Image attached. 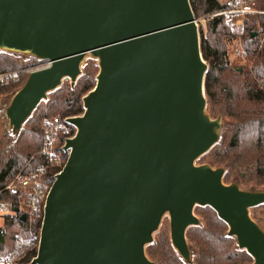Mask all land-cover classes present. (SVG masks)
<instances>
[{
  "label": "water",
  "instance_id": "1",
  "mask_svg": "<svg viewBox=\"0 0 264 264\" xmlns=\"http://www.w3.org/2000/svg\"><path fill=\"white\" fill-rule=\"evenodd\" d=\"M0 51L47 62L4 110L14 139L64 79L74 87L87 54L99 68L83 113L69 120L76 135L30 264H155L145 249L165 214L188 263L195 207L211 208L237 249L264 264V230L249 214L264 191L226 185L223 168L196 165L222 123L206 113L208 66L189 0H0Z\"/></svg>",
  "mask_w": 264,
  "mask_h": 264
},
{
  "label": "trees",
  "instance_id": "2",
  "mask_svg": "<svg viewBox=\"0 0 264 264\" xmlns=\"http://www.w3.org/2000/svg\"><path fill=\"white\" fill-rule=\"evenodd\" d=\"M189 2L195 19L207 18V37L201 34L200 50L208 66L204 90L209 113L212 119L224 117L228 122L226 142L216 144L198 160L205 161L212 168H223V183L226 185L264 186V40L262 44L260 41L264 36V14L247 15L241 22L234 23L236 21L232 20L228 24L226 16L211 17L225 11L227 1ZM254 7L264 11V0H258ZM226 38L240 41L244 48L242 53L253 60L249 68L221 67L226 52L223 41ZM18 67V61L11 54L0 52V74L15 73ZM95 73L90 72L79 78L73 88L69 84L65 89L59 88L49 93L46 106H37L32 117L25 122L26 128L20 131L16 139H3L0 136V190L30 158L33 157L29 164L31 167L41 163L36 153L42 140L43 118L56 115L77 117L83 113L82 98L94 88L98 72ZM24 81L25 76L15 74L7 82H0V97L13 95ZM11 201L15 202V197H11ZM194 214L202 219L201 226L191 227L186 232L187 243L194 250V264L250 263L251 257L237 249L234 238L227 236L226 224L211 208H196ZM23 226L17 216L7 219L6 233L0 239L2 252L13 249L14 239ZM39 228L40 225L37 226V233ZM145 253L155 264L190 263L179 257L166 232L158 234L155 241L146 247ZM36 254V250L28 253L18 264H30Z\"/></svg>",
  "mask_w": 264,
  "mask_h": 264
},
{
  "label": "built area",
  "instance_id": "3",
  "mask_svg": "<svg viewBox=\"0 0 264 264\" xmlns=\"http://www.w3.org/2000/svg\"><path fill=\"white\" fill-rule=\"evenodd\" d=\"M226 1L227 9L211 17L226 16L231 20L243 19L247 15L264 14V11L254 7L258 0ZM232 55L235 59L249 62L244 53L235 51ZM229 65L230 60L224 55L221 67ZM13 76L15 73L0 74V82H7ZM71 118L74 117L56 115L42 119V140L36 153L41 163L31 167L29 164L33 157L30 158L0 190V239L6 233L7 219L12 216L24 217V221H21L24 224L23 229L14 239L13 249L2 252L0 242V264H18L28 253L34 250L37 252L46 199L51 185L67 161L69 150L65 147L76 135V128L69 121ZM11 197H15V202L11 201ZM38 225H40L39 233L36 231Z\"/></svg>",
  "mask_w": 264,
  "mask_h": 264
},
{
  "label": "rangeland",
  "instance_id": "4",
  "mask_svg": "<svg viewBox=\"0 0 264 264\" xmlns=\"http://www.w3.org/2000/svg\"><path fill=\"white\" fill-rule=\"evenodd\" d=\"M219 1V0H218ZM223 3H225L226 0H221ZM227 19V23L231 24L233 21H236L234 23H238L241 22L242 19ZM206 20L207 18H198L196 19V23L198 26V30H199V37H201V34L205 37H207V27H206ZM233 20V21H232ZM238 21V22H237ZM264 40V36L261 38V44L263 43ZM239 40L236 39H229L226 38L223 41L224 47H225V56L228 57V59L230 60V65L228 67H222V68H232L235 66H248V68L250 67L251 63L253 60H250L248 57V61L249 62H243L239 59H235V57L232 55L235 51H239L240 53L243 52V47L241 46V44L239 43ZM3 52V51H0ZM13 56V58L15 60L18 61L19 63V67L16 69L15 74H19L22 76H25V79L27 77V75L31 72V70H39V69H43L45 67H47V62L46 61H41V60H37L34 59L28 55L25 54H14V53H9ZM223 55V56H224ZM247 55V54H245ZM97 68V69H95ZM80 70H81V75L79 78L84 77L87 73L92 72L93 75L98 72V61L93 58L90 54H87L82 63L80 64ZM78 78V79H79ZM77 82V81H76ZM70 82L68 79H64L60 85V88L65 89L66 86H69ZM59 89V88H58ZM12 94L9 95H5V96H1L0 97V114H1V128H0V136L3 139H14V135L12 132V129L10 128L7 119L5 118V114H4V110L7 108V106L9 105L11 98H12ZM50 94L47 95V99L42 101L40 104L43 106H46ZM207 101V98H206ZM206 113L210 116L209 113V107H208V101H207V105H206ZM33 115V114H32ZM31 115V117H32ZM30 117V118H31ZM212 117V116H210ZM221 123H222V128L220 131V138L217 144H221L223 145L226 142V136H227V125L228 122L224 117H219ZM26 128V123L22 126L21 130ZM200 160V159H199ZM196 161V165H201V164H206L205 161ZM215 168V167H214ZM240 189L242 190H250V191H264V186H254V185H250V186H245V185H239ZM196 208H203V207H195L194 208V213H195V209ZM250 216L252 219H254L255 222H257V224L264 230V205L251 209L249 212ZM198 217V219L200 220V226L202 225V219L196 215ZM166 232L169 235V215L165 214L161 220L160 226L157 230V232L154 234L153 236V242L155 241V238L157 237L158 234L160 233H164ZM170 239V238H169ZM235 242V239H233ZM190 249V263L189 264H194V250L193 247L190 245L189 246ZM157 264V262H156ZM249 264H253V260L250 258V263Z\"/></svg>",
  "mask_w": 264,
  "mask_h": 264
}]
</instances>
